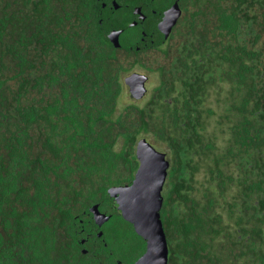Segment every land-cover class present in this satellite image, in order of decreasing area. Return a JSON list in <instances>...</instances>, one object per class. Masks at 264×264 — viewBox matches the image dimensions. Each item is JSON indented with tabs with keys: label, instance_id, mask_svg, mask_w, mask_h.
<instances>
[{
	"label": "trees",
	"instance_id": "16d2710c",
	"mask_svg": "<svg viewBox=\"0 0 264 264\" xmlns=\"http://www.w3.org/2000/svg\"><path fill=\"white\" fill-rule=\"evenodd\" d=\"M100 1L0 0V264H117L82 249V218L131 183L142 138L169 162L167 264H264V0L185 1L188 36L121 109L129 56Z\"/></svg>",
	"mask_w": 264,
	"mask_h": 264
},
{
	"label": "water",
	"instance_id": "95a60500",
	"mask_svg": "<svg viewBox=\"0 0 264 264\" xmlns=\"http://www.w3.org/2000/svg\"><path fill=\"white\" fill-rule=\"evenodd\" d=\"M172 10L175 11V19L180 14L176 3ZM165 35L168 36V33L165 32ZM114 37L115 40L110 36V41L118 48V38ZM146 81V76L137 73L124 78L131 98L140 99L146 93ZM135 156L138 168L131 183L109 188V199L90 207L82 219L93 220L95 227L103 228L110 220L121 218L132 226L135 236L144 243L145 251L134 264H167L168 246L160 212L169 162L163 152L143 138L136 144Z\"/></svg>",
	"mask_w": 264,
	"mask_h": 264
},
{
	"label": "flooded vegetation",
	"instance_id": "af4514ba",
	"mask_svg": "<svg viewBox=\"0 0 264 264\" xmlns=\"http://www.w3.org/2000/svg\"><path fill=\"white\" fill-rule=\"evenodd\" d=\"M185 1L188 5V0H101L100 21L104 19L111 28L106 34L108 41L111 43L110 36L115 40L114 36L116 35L119 44L117 51L129 56L135 64H139L140 60L148 59L154 54L168 62L167 57L172 56L179 43L188 36L187 32L190 29L189 22L186 23L185 20L192 21V19L189 16L190 13L188 15L184 10ZM175 3L180 14L173 19L175 11L172 9ZM193 6L194 8L197 7L195 0H193ZM192 11L195 13L196 9ZM174 20L175 23L172 24ZM193 20L198 25L195 16ZM194 29L196 31L195 24ZM130 32L132 34L129 35ZM165 32L168 33V36L165 35ZM122 47H126L127 51L123 50ZM89 230L92 231L93 229L89 228ZM82 231L79 240L82 249L84 247L86 253L92 248L100 250L97 247V242H89L85 233L82 236ZM93 231L99 234L100 230L94 229ZM102 242H105L104 239ZM140 246L141 244L137 247ZM128 248L129 251L132 250V245ZM143 248L142 253L145 251V247Z\"/></svg>",
	"mask_w": 264,
	"mask_h": 264
},
{
	"label": "rangeland",
	"instance_id": "374dc122",
	"mask_svg": "<svg viewBox=\"0 0 264 264\" xmlns=\"http://www.w3.org/2000/svg\"><path fill=\"white\" fill-rule=\"evenodd\" d=\"M132 34V32L129 33V35ZM137 40V38L135 39V41ZM126 67L131 69V71L127 72L126 75H124V78L126 76H129L131 73H137V74H141L147 77V81L145 82V88H146V93L140 98V99H133L131 98L129 92H128V88L126 87V90L121 93V102L119 103V109L123 108L124 105L129 104L130 102H133L132 100L141 103H145L149 96L153 93L154 88L157 86L158 82H159V77H158V73H157V69L158 67H162L165 64H167L165 59H162L161 57H159L158 55H152L151 57H149L148 59H143L140 60L139 64L138 63H134L130 60V58L128 57L127 62H126ZM150 68V69H148ZM222 86V92L221 95H224V90L227 88V85H221ZM212 93V92H211ZM210 102L214 101L213 97L210 98ZM213 103V102H212ZM117 113H119V110L117 111ZM167 159V157H166ZM168 160V159H167ZM203 177V173L197 176V181L200 182L201 179ZM164 187V186H163ZM163 191V190H162ZM199 194H197V197L199 198ZM119 221H115V223L113 222L112 224H109V222L105 225L104 228H97L96 229L93 227L92 229L99 231L100 230V234L99 236H97V233L95 231H91L89 232V230H86L85 235L88 238L89 242L94 243H101L104 239L105 241V246L109 248V252L111 255L112 260H114V263L117 264H121V260L123 259V257L125 256L126 252H129V246L132 245L134 248L136 247V243L139 245L141 244V242L139 241V239L133 237V236H127L126 234H122L119 233V236H117L116 238V234L114 235V231L116 229L118 230H122V227L117 225L119 224ZM121 224V223H120ZM134 238V239H133ZM131 243V244H130ZM137 245V246H138ZM138 248L137 247V253H138ZM144 250V248L141 250V252L139 253L140 256L143 254L142 251ZM134 261V262H133ZM132 263H126V264H134L135 260H133ZM125 263V262H124Z\"/></svg>",
	"mask_w": 264,
	"mask_h": 264
}]
</instances>
